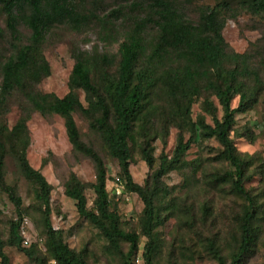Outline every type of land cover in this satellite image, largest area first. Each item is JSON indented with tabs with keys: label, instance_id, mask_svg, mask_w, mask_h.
Here are the masks:
<instances>
[{
	"label": "rangeland",
	"instance_id": "obj_1",
	"mask_svg": "<svg viewBox=\"0 0 264 264\" xmlns=\"http://www.w3.org/2000/svg\"><path fill=\"white\" fill-rule=\"evenodd\" d=\"M74 1L83 11L92 9L102 15L110 13L114 8L123 7L117 21L120 29L113 33V37L118 40L111 44L102 42L100 28L96 23L81 32L64 25L55 27L42 45V53L50 64V75L38 82H29L26 90L64 97L70 91L69 81L75 62L73 50L82 48L93 52L98 48L100 52L116 55L119 43L126 34L139 20L148 15L147 5L150 0ZM173 1L188 20L198 22L201 11L207 6H215L218 0ZM227 17L223 36L228 51L250 55L251 68L259 72L262 82V89L254 107L237 115V122L231 133L238 152L248 162L245 186L256 197L258 210L256 239L251 250L238 264H264V13L252 15L241 11L234 17L231 13ZM18 31L20 42L28 41L30 31L24 23H19ZM143 36L150 49L158 37L157 26L148 23L144 26ZM16 42L7 25L3 1L0 0V84L1 65L15 54V45L19 44ZM168 63L170 64V61ZM246 78L248 84L255 85L253 75ZM94 79L98 80L96 75ZM206 82V76L200 79V91L193 96L190 122L195 126L183 122L185 118L176 111L175 116L172 114L176 102L165 103V99H168L165 96V87L154 92L153 99L161 108L153 115L155 125L151 129L152 137L155 138L151 141L154 160L152 166L143 157L144 137L138 131L130 143V172L133 181L142 186L147 184L152 186L154 174L160 169L162 156L167 155L169 159L173 157L180 137L183 138V142L190 140L188 150L176 163V167L161 177L162 203L158 202V208H161L165 220L155 231L158 247L154 264H219L208 249V239L216 242L221 254L230 264L232 256L240 246V218L244 214L246 202L234 192L232 183L222 178L225 172L234 170L219 156L223 150L222 145L215 137H204L198 125L201 119L208 124L213 123L209 111L210 103L213 109L216 108L219 119L223 114L218 98L212 91L205 89ZM76 93L83 104L87 105L85 93L82 90H77ZM233 104H238V97L234 99ZM21 117H28L30 137L27 148L28 162L45 176L51 186L50 220L54 229L61 231L69 247L82 254L89 264H122L121 254L109 248L108 241L101 231L86 217L80 215L76 201L66 195L68 181L76 176L84 184L88 208H95L96 194L93 188L96 182L95 164L89 157L74 151L64 117L56 113L43 115L32 109L25 90L18 89L7 97L6 104L0 108V126L8 128V132H11ZM74 118L82 139L99 152L107 166L106 187L110 199L116 204L122 227L141 236L139 249L131 259L134 264H145L143 252L148 238L142 235L141 230L144 202L137 192L127 189L118 160L109 154L98 132L90 127L89 118L81 111L75 112ZM190 126L195 127L196 133ZM117 177L121 179L126 192L129 193L130 200L115 197L113 187ZM7 187H11L14 195L20 197L22 201L20 212L10 198ZM36 188L32 180L23 174L13 147L7 144L4 181L0 180V237L5 241L4 250L9 257L8 264H35L17 246L8 243L11 224L16 221L20 223L22 247L36 245L41 254H48L43 225V205L36 197ZM26 240L28 242H25ZM120 246L123 253L129 251L128 242L120 241Z\"/></svg>",
	"mask_w": 264,
	"mask_h": 264
},
{
	"label": "trees",
	"instance_id": "obj_2",
	"mask_svg": "<svg viewBox=\"0 0 264 264\" xmlns=\"http://www.w3.org/2000/svg\"><path fill=\"white\" fill-rule=\"evenodd\" d=\"M2 1L7 14V25L13 39L19 44L15 45V54L1 65L0 108L6 104L7 97L13 91L21 89L25 90L32 109L43 115L56 113L64 117L74 151L89 157L95 164V208H88L84 184L76 176L68 181L66 195L76 201L80 215L101 231L108 241L109 248L121 254L122 264H134L131 257L139 249L141 236L122 227L116 204L110 199L106 187L107 166L99 152L82 139L74 113L81 111L89 118L90 127L98 132L109 154L118 160L127 189L137 192L143 200L141 230L142 235L148 238L143 258L145 264H154L158 247L155 231L165 220L161 208H158V202L162 203L161 177L176 167V163L188 150L190 140L183 142L180 137L173 157L169 159L167 155L162 156L161 166L154 174L152 186H142L133 181L130 172V143L138 131L144 137L143 157L152 166L154 160L151 141L155 138L152 137L151 129L155 125L153 115L161 108L153 99L154 92L165 87V96L168 98L165 103L176 102L172 114L175 116L176 111L185 118L183 122L191 123L193 96L199 93L200 79L206 76L204 87L218 98L223 114L219 119L216 108L213 109L210 103L209 111L213 123L208 124L201 119L198 125L204 137H215L222 145L223 150L219 156L234 168L231 172H225L222 178L229 180L234 192L246 202L244 214L240 218V246L230 263L238 264L251 250L256 239L258 210L256 197L245 186L248 162L238 152L231 133L236 125L237 115L254 107L262 89V82L259 72L251 68L250 55L228 51L223 29L230 13L233 17L241 11L252 15L263 14L264 0H218L215 6H207L201 11L198 22L188 20L173 0H150L147 5L148 15L139 20L126 34L119 43L116 55L100 52L98 48L93 52L82 48L73 50L75 62L69 81L70 91L64 97L26 90L29 82H38L50 75V64L42 53V45L48 34L60 25L81 32L96 23L100 28V40L111 44L118 40L113 37V33L120 29L117 21L123 7L114 8L110 13L102 15L92 9L83 11L74 0ZM20 22L30 31L28 41L24 43L20 42ZM150 22L157 26L158 37L148 49L143 29ZM94 75L98 80L95 81ZM251 75L254 76L255 85L247 82L246 77ZM77 90L85 93L87 105L83 104L76 93ZM181 94L183 97L180 98ZM236 97L238 104L234 105ZM27 118L21 117L11 132H8V128L0 126V180L4 181L6 146L10 144L23 174L37 186L36 197L43 205L48 254H41L36 245L22 247L20 223L17 221L11 224L8 243L17 246L35 264H89L82 254L69 247L62 232L54 229L51 223V186L45 176L34 169L27 159L30 143ZM191 125L195 126L193 123ZM191 128L196 133L195 127ZM6 189L20 212V197L14 195L11 187ZM120 241L129 243L127 253L122 252ZM207 244L219 264H228L213 239H208ZM4 247L5 241L0 237L2 264H8L9 257Z\"/></svg>",
	"mask_w": 264,
	"mask_h": 264
},
{
	"label": "built area",
	"instance_id": "obj_3",
	"mask_svg": "<svg viewBox=\"0 0 264 264\" xmlns=\"http://www.w3.org/2000/svg\"><path fill=\"white\" fill-rule=\"evenodd\" d=\"M113 192L116 198H124L125 200H130L131 198L129 193L126 192L125 187L119 177H117L114 182ZM25 242H28V240ZM52 263H55V261H52Z\"/></svg>",
	"mask_w": 264,
	"mask_h": 264
}]
</instances>
